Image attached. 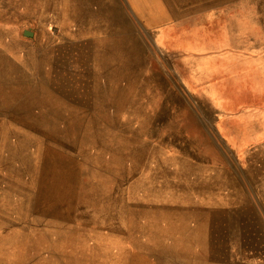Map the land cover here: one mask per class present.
<instances>
[{
  "label": "rangeland",
  "instance_id": "374dc122",
  "mask_svg": "<svg viewBox=\"0 0 264 264\" xmlns=\"http://www.w3.org/2000/svg\"><path fill=\"white\" fill-rule=\"evenodd\" d=\"M133 1L0 0V264H264V144L149 19L235 15L264 51V0Z\"/></svg>",
  "mask_w": 264,
  "mask_h": 264
},
{
  "label": "crops",
  "instance_id": "0c3cea01",
  "mask_svg": "<svg viewBox=\"0 0 264 264\" xmlns=\"http://www.w3.org/2000/svg\"><path fill=\"white\" fill-rule=\"evenodd\" d=\"M156 15L149 19L155 21V29L160 28L164 45L177 59L176 68H180L184 83L196 88L207 100L233 102V111L219 108L226 118L232 119L229 125L223 121L221 127L225 133L234 134L235 148L264 144V51L252 43L239 45L236 39H226L227 34L233 38L240 35L242 30L232 26L239 18H226L221 13H177L171 19ZM191 19L200 22L191 25ZM106 258L111 260V256ZM108 260L103 264H111Z\"/></svg>",
  "mask_w": 264,
  "mask_h": 264
},
{
  "label": "water",
  "instance_id": "95a60500",
  "mask_svg": "<svg viewBox=\"0 0 264 264\" xmlns=\"http://www.w3.org/2000/svg\"><path fill=\"white\" fill-rule=\"evenodd\" d=\"M23 35L26 36V37L32 36V34L30 32H24Z\"/></svg>",
  "mask_w": 264,
  "mask_h": 264
}]
</instances>
